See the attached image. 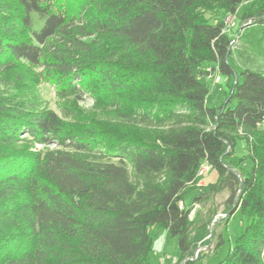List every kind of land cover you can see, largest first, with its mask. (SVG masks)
I'll return each mask as SVG.
<instances>
[{"label": "trees", "instance_id": "1", "mask_svg": "<svg viewBox=\"0 0 264 264\" xmlns=\"http://www.w3.org/2000/svg\"><path fill=\"white\" fill-rule=\"evenodd\" d=\"M70 1L16 0L17 25L0 10V264H153L155 230L200 264L212 220L192 213L224 191L245 225L220 264H264V72L225 32L239 18V57L264 60V0Z\"/></svg>", "mask_w": 264, "mask_h": 264}, {"label": "rangeland", "instance_id": "2", "mask_svg": "<svg viewBox=\"0 0 264 264\" xmlns=\"http://www.w3.org/2000/svg\"><path fill=\"white\" fill-rule=\"evenodd\" d=\"M82 0H71L69 3V8L76 12V8L81 4ZM0 10L6 11V19L10 21V23L17 25L21 22L22 12L20 6L16 2V0H0ZM245 7L240 9V15L244 12ZM32 20L34 22V29L40 30L43 23L37 15L32 16ZM236 27L231 33V37L234 40L233 49L236 52L237 58L240 63L250 67L252 69H258L264 72V60L261 58L253 57V62L249 60L250 58L239 57V52H244L247 50L248 46L246 42L240 37L239 32L242 30L240 25L239 18L236 19ZM249 55V54H248ZM253 56V55H250ZM249 57V56H248ZM25 71L30 70L31 75L33 73H37L38 70L32 68H25ZM227 80L223 79L220 85L214 86L213 78H209L207 80V84L212 90L211 100L220 103L222 102L230 92V86L227 84ZM40 90L44 99L48 102L49 107L54 111H59V101L56 98L55 91L51 86L47 84H42L40 86ZM73 106H83L85 109H89L93 106V103L87 99L85 102L81 104H76V102L72 99L68 102ZM40 148V147H38ZM246 154V149L243 142H239L238 149L235 157L232 159L233 163L236 165L238 163V159ZM217 173L212 172L210 169L205 173L202 177L201 182L198 186H207L209 184L216 183L217 181ZM229 192L224 191L220 193H216L211 196L210 200L205 204L197 205L192 213V219H194L196 214H200L202 218L207 220L210 218L212 220L209 225L208 232L209 235L206 238L205 243L200 244L195 250L194 260H197L199 256H202V261L200 264H220L225 255L226 249L228 248L230 241L233 242L244 228V221L242 220V216L239 213H236L234 217L232 214H228L226 211V201L228 199ZM191 196H187L186 204L190 205ZM220 236H223L226 240H229L224 247V249L220 251H216L217 244L219 242ZM154 238V246L153 252L151 254V259L153 264H158V255L165 254L166 257H169V263L173 258H178L177 251V242L176 240H166L164 234L161 231L155 230L153 233Z\"/></svg>", "mask_w": 264, "mask_h": 264}, {"label": "built area", "instance_id": "3", "mask_svg": "<svg viewBox=\"0 0 264 264\" xmlns=\"http://www.w3.org/2000/svg\"><path fill=\"white\" fill-rule=\"evenodd\" d=\"M235 21H236V17L235 16L234 17L233 16L227 17V19L225 21V23H226V30H225V32L226 33L231 34L232 31L235 29V27H236V22ZM222 81H223V78H222V76L219 73L213 75V83H214V86L220 85L222 83ZM209 169H210V167L203 166L202 169H201V172H200V176L201 177L204 176L205 173ZM181 207H183V204L182 203H181ZM172 264H178L177 263V258L172 261Z\"/></svg>", "mask_w": 264, "mask_h": 264}, {"label": "crops", "instance_id": "4", "mask_svg": "<svg viewBox=\"0 0 264 264\" xmlns=\"http://www.w3.org/2000/svg\"><path fill=\"white\" fill-rule=\"evenodd\" d=\"M212 171V170H211ZM164 234V233H163ZM176 259V258H173L171 260V262L169 263V257H166L165 254H162V255H158V264H172V261Z\"/></svg>", "mask_w": 264, "mask_h": 264}, {"label": "water", "instance_id": "5", "mask_svg": "<svg viewBox=\"0 0 264 264\" xmlns=\"http://www.w3.org/2000/svg\"><path fill=\"white\" fill-rule=\"evenodd\" d=\"M232 172H235V171H234V170H232ZM194 259H195V258H194ZM194 259H193V260H194Z\"/></svg>", "mask_w": 264, "mask_h": 264}]
</instances>
